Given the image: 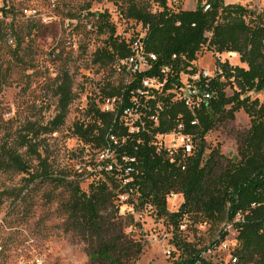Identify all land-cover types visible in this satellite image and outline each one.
<instances>
[{
  "label": "trees",
  "instance_id": "obj_1",
  "mask_svg": "<svg viewBox=\"0 0 264 264\" xmlns=\"http://www.w3.org/2000/svg\"><path fill=\"white\" fill-rule=\"evenodd\" d=\"M180 1L126 0L120 8L124 19L139 24L143 50L155 60L146 71L129 72L126 85L101 87L98 101L86 104L87 122H73L71 133L84 146L107 152L116 162L109 164V171L98 172L101 176L89 183L87 192L55 173L39 153L38 137L63 124L74 100L67 76L55 88L57 114L52 121L46 126L26 122L14 139L0 146V172L25 175V189L38 182L64 187L69 198L62 207L72 227L98 237L99 248L92 257L98 264H135L140 254L139 244L127 241L107 214L114 191L131 199L134 210L151 207L176 230L183 216L198 219L199 224H231L236 233L234 264H264V100L248 95H264V12L226 5L223 0H198L194 9L186 10ZM152 4L156 10L150 9ZM90 15L96 20V33L106 36L91 63L102 67L127 59L130 43L138 35L121 39L106 12ZM203 51L213 56L233 53L245 67L216 58L214 75L207 80L211 97L191 111L173 91L180 86L181 74L196 73L194 62ZM151 78L162 83L158 90L143 86L142 80ZM112 98L116 99L113 111H103L100 106ZM129 107L142 123L134 132L122 122V111ZM240 110L250 126L238 140L239 159H224L217 151L204 158L205 135ZM172 133L190 137V154L158 146L157 136ZM172 194H180L183 204L168 213L166 198ZM224 236L225 232L220 238ZM174 246L178 255L170 264H211L202 258L204 250L192 243L177 240Z\"/></svg>",
  "mask_w": 264,
  "mask_h": 264
},
{
  "label": "rangeland",
  "instance_id": "obj_2",
  "mask_svg": "<svg viewBox=\"0 0 264 264\" xmlns=\"http://www.w3.org/2000/svg\"><path fill=\"white\" fill-rule=\"evenodd\" d=\"M172 1L176 0L168 3ZM125 2L0 0V146L14 139L26 122L46 126L52 121L57 114L55 88L67 76L74 100L63 124L54 132L38 137L39 153L46 157L55 173L77 183L81 191L87 192L89 183L101 176L98 172L102 168L109 171V164L116 162L111 154L84 146L71 133V126L73 122H87L86 104L89 100L98 101L101 87L123 86L131 79L119 62L102 67L91 63L93 52L103 46L106 36L96 33V20L90 13L106 12L115 34L128 40L139 36L142 29L123 18L120 8ZM197 2L181 0V8L192 10ZM223 2L238 4L255 13L264 12V0ZM156 8L152 4L150 9ZM216 58L245 67L233 53L213 56L203 51L194 62L196 70L212 74ZM226 92L231 93L228 89ZM248 95L251 99L264 100L262 94ZM249 126L250 120L241 110L234 113L233 119L218 122L204 137V158L217 151L224 159L237 161L238 140ZM156 142L164 149L176 150L180 148V134L159 135ZM25 178V175L0 172V264H98L92 260L99 248L98 237L88 230L72 227L63 210L69 192L48 182L33 183L25 189ZM113 194V206L107 214L120 226L127 241L139 244L140 254L135 264H170L178 253L166 258L164 248L166 245L175 248L177 240L204 250L203 258L211 264H233L236 233L231 224L211 226L186 217L187 226L179 231L168 218L157 217L149 206L134 210L129 204L131 199L118 195V191ZM182 204V196L172 194L166 198V211L177 212ZM223 232L225 236L221 239Z\"/></svg>",
  "mask_w": 264,
  "mask_h": 264
},
{
  "label": "built area",
  "instance_id": "obj_3",
  "mask_svg": "<svg viewBox=\"0 0 264 264\" xmlns=\"http://www.w3.org/2000/svg\"><path fill=\"white\" fill-rule=\"evenodd\" d=\"M143 33L132 40L130 43L131 55L122 61H119L128 72L140 73L146 71L150 68L151 62L155 60V56L150 53H145L143 50ZM165 71H167L165 69ZM215 72V68H214ZM214 72L210 74L206 70L196 71L192 75L181 74L180 76V86H178L174 91L175 99L181 101L189 110L193 111L197 109L202 103L207 102L211 95L207 88V80L213 77ZM181 78H184L181 79ZM204 81V82H201ZM144 87L148 89L158 90L162 83H159L157 78L144 79L142 80ZM116 99H108L100 107L103 111L109 112L113 111ZM122 122L129 132H134L138 130V127L142 125L139 115L134 112L133 107L125 108L122 111ZM155 120V119H154ZM177 134V133H176ZM179 134V133H178ZM181 144L180 149L185 154H190L192 151L191 139L188 136H183L180 134ZM151 208V207H149ZM186 217L183 216L178 222V230L182 231L186 228ZM164 255L166 258L172 257L176 253V249L173 246L166 245L164 248ZM203 258V255H202ZM177 257L175 258V260ZM204 259V258H203ZM235 258L232 257V263H235Z\"/></svg>",
  "mask_w": 264,
  "mask_h": 264
}]
</instances>
